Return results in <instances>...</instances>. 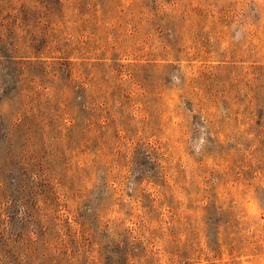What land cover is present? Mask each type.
Wrapping results in <instances>:
<instances>
[{"label": "rangeland", "instance_id": "rangeland-1", "mask_svg": "<svg viewBox=\"0 0 264 264\" xmlns=\"http://www.w3.org/2000/svg\"><path fill=\"white\" fill-rule=\"evenodd\" d=\"M0 264H264V0H0Z\"/></svg>", "mask_w": 264, "mask_h": 264}]
</instances>
